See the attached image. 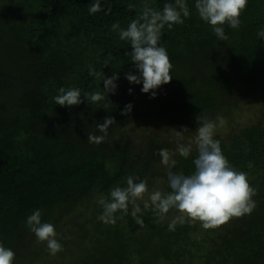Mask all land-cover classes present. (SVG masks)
I'll list each match as a JSON object with an SVG mask.
<instances>
[{
  "label": "trees",
  "instance_id": "16d2710c",
  "mask_svg": "<svg viewBox=\"0 0 264 264\" xmlns=\"http://www.w3.org/2000/svg\"><path fill=\"white\" fill-rule=\"evenodd\" d=\"M91 3L0 0V241L15 252V264H264V44L256 36L264 0H248L239 28L224 26L226 41L187 0L189 17L161 35L173 77L155 98L124 78L136 71L124 54L130 46L110 28L115 21L126 26L142 0H100L101 11L89 14ZM90 65L116 73L115 93L55 105L61 86L102 92ZM129 102L131 111L122 114ZM196 115L224 118L215 138L230 164L248 173L253 211L214 229L186 222L169 231L174 209L160 222L151 209L142 211V226L127 214L100 222L96 199L129 175L145 179L149 191H169L159 149L173 152L172 171L193 170L192 156L174 154L172 129L183 126L190 137ZM107 116L114 124L104 140L89 143L87 134H101L95 126ZM35 208L59 233L63 250L55 255L24 226Z\"/></svg>",
  "mask_w": 264,
  "mask_h": 264
},
{
  "label": "clouds",
  "instance_id": "9594fccd",
  "mask_svg": "<svg viewBox=\"0 0 264 264\" xmlns=\"http://www.w3.org/2000/svg\"><path fill=\"white\" fill-rule=\"evenodd\" d=\"M151 0H142L141 10L135 18L128 20L126 26L121 27L118 21L110 28L114 30L119 40L130 46V51L124 54L135 72L128 71L124 78L129 84L141 85L139 91L155 98L157 89L170 81L173 77V65L167 50L161 44L164 29H172L174 25H181L189 17L187 0H164L158 10L150 6ZM248 0H193V7L198 18L210 26L218 41L228 39L224 26L238 29L241 24V13L245 10ZM133 8V4L128 5ZM101 11L100 0H92L88 7L89 14ZM259 41L264 44V28L256 32ZM109 59L103 61V66L109 64ZM102 66V67H103ZM90 77L100 78L103 87L101 91L84 92L79 87L63 86L57 89L52 97L55 105L70 107L79 105L82 98L89 104L105 99L106 93H115L117 87L116 73L105 76L100 70L88 67ZM131 94L132 89H127ZM131 103L124 105L122 114L130 112ZM196 126L194 134L185 138L188 129L181 126L173 130L175 140L174 154L187 159L192 156L193 170L187 174L182 171H172L176 165L173 152L167 148L158 150L161 165L165 166V176L169 191L159 189L148 190L145 179L135 175L124 178L123 186L117 184L109 189L107 198L101 195L96 204L101 211L97 219L105 224H114L120 214L130 215L134 222L143 225L142 211L151 209L156 222L165 219L170 209L173 215L167 223V229L174 231L178 224L199 223L203 229L217 228L232 218H239L250 214L256 206L252 197L255 189L251 187L248 173L237 170L223 154L219 139L215 138L216 129L224 125L225 120L217 115L215 120L206 116H195ZM114 119L107 116L102 123L96 124L99 135L87 134L89 143L99 144L107 135L109 125ZM195 152V155L192 153ZM248 167L252 165L249 162ZM139 201V203H138ZM24 226L31 232L36 243H42L49 253L55 255L63 250L59 233L53 224L41 221V209L35 208L24 218ZM15 252L0 241V264H15Z\"/></svg>",
  "mask_w": 264,
  "mask_h": 264
}]
</instances>
